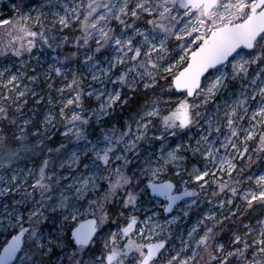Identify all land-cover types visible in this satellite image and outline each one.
I'll return each instance as SVG.
<instances>
[{
	"label": "snow or ice",
	"instance_id": "6c2138e0",
	"mask_svg": "<svg viewBox=\"0 0 264 264\" xmlns=\"http://www.w3.org/2000/svg\"><path fill=\"white\" fill-rule=\"evenodd\" d=\"M0 25V264H264V0Z\"/></svg>",
	"mask_w": 264,
	"mask_h": 264
},
{
	"label": "trees",
	"instance_id": "16d2710c",
	"mask_svg": "<svg viewBox=\"0 0 264 264\" xmlns=\"http://www.w3.org/2000/svg\"><path fill=\"white\" fill-rule=\"evenodd\" d=\"M6 26L0 25V30H2L3 28H5Z\"/></svg>",
	"mask_w": 264,
	"mask_h": 264
},
{
	"label": "rangeland",
	"instance_id": "374dc122",
	"mask_svg": "<svg viewBox=\"0 0 264 264\" xmlns=\"http://www.w3.org/2000/svg\"><path fill=\"white\" fill-rule=\"evenodd\" d=\"M5 18H6V16H5ZM0 239H2V237H0Z\"/></svg>",
	"mask_w": 264,
	"mask_h": 264
}]
</instances>
